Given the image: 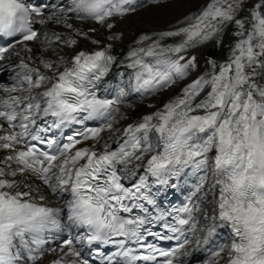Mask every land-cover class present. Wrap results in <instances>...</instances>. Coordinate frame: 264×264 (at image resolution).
Here are the masks:
<instances>
[{
    "label": "snow or ice",
    "instance_id": "1",
    "mask_svg": "<svg viewBox=\"0 0 264 264\" xmlns=\"http://www.w3.org/2000/svg\"><path fill=\"white\" fill-rule=\"evenodd\" d=\"M137 6L0 0V264H184L222 227L209 264H264V0H206L123 59L77 50L97 31L78 23L111 30ZM226 29L227 58L201 69L192 52ZM133 92L168 98L129 123ZM184 176L186 202L163 207Z\"/></svg>",
    "mask_w": 264,
    "mask_h": 264
},
{
    "label": "bare ground",
    "instance_id": "2",
    "mask_svg": "<svg viewBox=\"0 0 264 264\" xmlns=\"http://www.w3.org/2000/svg\"><path fill=\"white\" fill-rule=\"evenodd\" d=\"M138 1L142 3L141 7L126 17L117 18L112 21L114 23V27L111 30L101 28L99 25H94L91 22L83 24L78 23L77 26L83 31H87L90 27H95L97 31L91 33L90 38L81 37L79 39V46L77 50L83 46L94 48L95 46L92 45L91 40L98 39L103 44H111V46L114 47L115 52L122 57L127 54L128 49L134 45V41L140 34L147 33L152 35L154 33L176 28L178 25L182 26L186 16L198 13L206 4V0H160V3L158 4L153 3L152 0ZM247 2L251 3V0H247ZM112 34L118 35L119 39L109 40L108 36ZM216 39L222 40V47L217 45ZM216 39L200 45L198 50L192 52L193 55H197L201 69L205 68V62L208 59H215L218 63H220L227 58L228 50L232 42L231 30L226 29L225 33ZM120 70L123 71L122 68ZM125 80H127V76H125ZM117 82L118 80H113L114 84ZM167 98V94L161 95L160 93H157L155 96H141L140 94L133 92L126 98V103L132 105V107L125 108L122 106L121 110L128 116L127 122L130 123L150 111L148 108L149 104L158 106L162 100ZM120 126V124L116 125V127ZM183 178L193 179L195 177L184 176ZM212 199V194L209 193L208 199L205 200V203L211 205ZM201 227L203 228L204 226L201 225ZM189 251H192V249H189ZM223 256L226 258V252L223 253Z\"/></svg>",
    "mask_w": 264,
    "mask_h": 264
}]
</instances>
